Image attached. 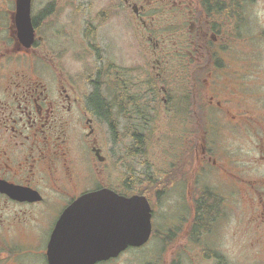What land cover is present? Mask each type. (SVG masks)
<instances>
[{
    "label": "flooded vegetation",
    "instance_id": "obj_1",
    "mask_svg": "<svg viewBox=\"0 0 264 264\" xmlns=\"http://www.w3.org/2000/svg\"><path fill=\"white\" fill-rule=\"evenodd\" d=\"M163 1L32 0L29 49L17 39L16 0L7 14L0 7V30L8 31L0 34V264H30L29 244L46 235L45 260L34 264H48L66 207L85 192L122 193L131 184L122 173L118 187L113 182L100 121L116 138L123 127L120 135L135 142L143 140V121L169 128L183 149L151 179L153 220L155 196L177 182L188 207L181 231L162 236L153 227L154 256L156 236L171 250L166 263L160 248L158 264L184 257L185 264H264V89L248 64L261 37L255 0ZM66 59L99 65L72 69ZM214 127L226 129L218 136ZM168 174L170 182L159 185ZM241 210L249 214L248 241L238 247L236 232L231 247L220 246L228 215ZM123 253L102 263L124 264Z\"/></svg>",
    "mask_w": 264,
    "mask_h": 264
},
{
    "label": "rangeland",
    "instance_id": "obj_2",
    "mask_svg": "<svg viewBox=\"0 0 264 264\" xmlns=\"http://www.w3.org/2000/svg\"><path fill=\"white\" fill-rule=\"evenodd\" d=\"M14 0H0L1 13L7 14L9 10L13 8ZM155 4L160 7L166 6L163 0H155ZM253 20L255 23L254 30L260 38L255 39V57L256 59L248 60V64L251 66V70H255L256 81H261V89H264V0H255V8L253 13ZM4 24V23H3ZM7 28L4 25L0 34L3 37L7 36ZM130 56V51H129ZM68 65L72 69H82L87 70L90 67V61L96 63V68H98L97 60L84 59L79 61V59H66ZM70 69V70H72ZM90 72H85V77L89 76ZM260 78V81L257 80ZM257 94L262 92L257 89L258 85L253 86ZM148 115H154L153 112H148ZM143 124L137 129L143 135V140L135 142L136 139L129 135H120V130L123 127L117 128V138L113 132L108 129V127L100 121L98 124V134L100 139V144L104 148V155L108 157L107 164H111L110 172L115 184H120V173L127 176L128 181L127 186L121 192L123 193H136L140 188V185H145L152 177L158 180L165 174L170 167H172V162L179 158L180 149L176 147V144L172 142V133L168 131L169 128L163 127H153L150 124L147 126V122L143 121ZM214 133L218 136L225 132L222 128H212ZM129 132L136 131V127L128 128ZM191 137L195 134V128L191 127ZM243 133L240 134V136ZM129 136V137H128ZM120 171V172H119ZM85 188V187H84ZM83 188V189H84ZM81 191V190H80ZM185 187L177 182L174 187L167 189L164 193H160L159 196H155V219L153 220V227L155 231L161 232L162 236H165L169 230L173 232L181 231L179 228L184 220V216L188 212L187 202L185 200ZM60 209V208H59ZM241 214L233 215L229 214V222L227 224L226 231L229 233L226 238L221 232V239H219L220 246L231 247L232 237H235V233L238 232L239 241L237 245L240 248L245 246L248 241V235L244 229V223L248 221V211L242 212ZM239 227V228H238ZM234 233L233 236L231 234ZM156 236L155 238V256L152 248H154V242H150L142 247L141 249L135 250L134 248H128L124 251V259L119 263L124 264H146L151 263L155 259V264L159 263L162 259L161 250L163 249V254L167 253L166 263L170 260V245L166 244L165 241L161 240V244ZM166 239V238H165ZM40 243L29 244V251L26 252V260L30 264L38 263L39 261L45 260V249L48 242V235L39 241ZM184 241L181 239L180 241ZM161 248V250H160ZM185 250V246L183 247ZM169 251V252H168ZM184 252V251H183ZM111 262V261H110ZM108 262V263H110ZM114 264L117 262L112 261ZM186 257L183 258L182 264H185ZM107 262H101L98 264H108Z\"/></svg>",
    "mask_w": 264,
    "mask_h": 264
},
{
    "label": "water",
    "instance_id": "obj_3",
    "mask_svg": "<svg viewBox=\"0 0 264 264\" xmlns=\"http://www.w3.org/2000/svg\"><path fill=\"white\" fill-rule=\"evenodd\" d=\"M32 0H17V39L29 49L35 38ZM102 161L105 158L96 150ZM33 200V199H32ZM152 233V207L145 195L125 196L103 188L87 192L63 212L48 246L49 264H96L140 247Z\"/></svg>",
    "mask_w": 264,
    "mask_h": 264
},
{
    "label": "trees",
    "instance_id": "obj_4",
    "mask_svg": "<svg viewBox=\"0 0 264 264\" xmlns=\"http://www.w3.org/2000/svg\"><path fill=\"white\" fill-rule=\"evenodd\" d=\"M173 176H174L173 174L171 175L168 174L167 177L164 179V181L162 182L160 181L161 183H159V185L161 184L162 186H166L170 182ZM153 191H154V184L152 180H149L147 184L141 188V193L146 194L150 199H151ZM156 191H157V184L155 182V192Z\"/></svg>",
    "mask_w": 264,
    "mask_h": 264
}]
</instances>
